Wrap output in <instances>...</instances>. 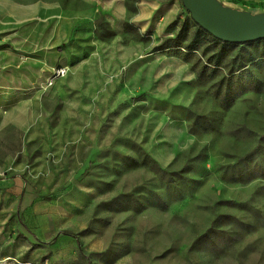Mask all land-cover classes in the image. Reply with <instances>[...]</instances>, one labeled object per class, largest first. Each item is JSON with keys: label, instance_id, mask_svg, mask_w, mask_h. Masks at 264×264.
Here are the masks:
<instances>
[{"label": "rangeland", "instance_id": "1", "mask_svg": "<svg viewBox=\"0 0 264 264\" xmlns=\"http://www.w3.org/2000/svg\"><path fill=\"white\" fill-rule=\"evenodd\" d=\"M220 1L264 12V0ZM25 4L32 20L37 6L58 5L68 16L87 11L81 0H0V23L22 18ZM178 16L180 28L156 50L187 63V106L179 89L158 95L163 116L142 118L139 138H124L120 150L110 142L107 160L104 151L102 161L94 157L81 179L61 173L54 188L30 183L19 196L9 180L15 173L0 172V264H262L264 42L230 44L223 63L216 71L208 64L200 79L203 50L220 45L208 33L188 51L202 28L184 6Z\"/></svg>", "mask_w": 264, "mask_h": 264}, {"label": "crops", "instance_id": "2", "mask_svg": "<svg viewBox=\"0 0 264 264\" xmlns=\"http://www.w3.org/2000/svg\"><path fill=\"white\" fill-rule=\"evenodd\" d=\"M81 2L87 11L73 16L37 6L36 20L25 4L22 18L0 23V172L15 173L19 196L24 186L54 188L61 173L81 179L94 157L104 151L107 160L110 142L120 150L124 138H139L142 118L164 114L158 95L179 89L188 104L187 63L156 50L180 28L182 0ZM62 65L68 73L48 86ZM129 124L136 132L124 131Z\"/></svg>", "mask_w": 264, "mask_h": 264}, {"label": "water", "instance_id": "3", "mask_svg": "<svg viewBox=\"0 0 264 264\" xmlns=\"http://www.w3.org/2000/svg\"><path fill=\"white\" fill-rule=\"evenodd\" d=\"M193 20L215 38L228 43L264 39V12L252 13L220 0H182Z\"/></svg>", "mask_w": 264, "mask_h": 264}, {"label": "trees", "instance_id": "4", "mask_svg": "<svg viewBox=\"0 0 264 264\" xmlns=\"http://www.w3.org/2000/svg\"><path fill=\"white\" fill-rule=\"evenodd\" d=\"M182 31H180V33L175 37L176 38L175 41H178V39H182L181 36H180L181 33L183 34ZM204 35H208V32L205 31L203 28L202 29L199 28V30L196 31L194 37L186 45L185 48L188 51L198 50L199 47H200V44L202 43V37ZM214 40L219 43L220 47L217 50H215V51L212 50L210 47H207V48H205L203 50V54L208 55V57H207V63L203 64V68L199 70L198 77L200 79L203 78L206 75V69H208V67H209L208 64H211V66H213V71H216L217 67H219L223 63V61L225 60V58L228 56L227 46H229L230 44H240V43H228V42H224V41H221V40H219L217 38L214 39ZM261 42H264V39H260V40H256V41H251V42H246L244 44H246V45H256V44H259ZM178 46H180V44H178L177 47ZM249 83L252 86H254V87H257L258 84H259V82L254 77H253L252 80L249 81ZM216 93L218 94L219 91H216ZM230 105H231V103H227V102L224 103V107L225 108H228ZM18 222L27 228V225L25 224L24 220L21 217H18ZM78 245H79V248H81L80 241H78Z\"/></svg>", "mask_w": 264, "mask_h": 264}, {"label": "built area", "instance_id": "5", "mask_svg": "<svg viewBox=\"0 0 264 264\" xmlns=\"http://www.w3.org/2000/svg\"><path fill=\"white\" fill-rule=\"evenodd\" d=\"M67 72H68L67 66H61V67L55 68L52 71L51 75L47 78L46 84L48 86H51L54 83L55 79H57L58 77L66 75Z\"/></svg>", "mask_w": 264, "mask_h": 264}]
</instances>
